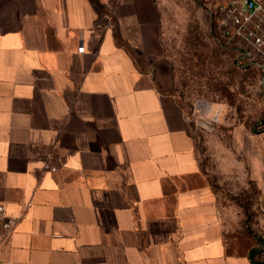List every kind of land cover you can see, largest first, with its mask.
<instances>
[{
    "label": "crops",
    "instance_id": "crops-1",
    "mask_svg": "<svg viewBox=\"0 0 264 264\" xmlns=\"http://www.w3.org/2000/svg\"><path fill=\"white\" fill-rule=\"evenodd\" d=\"M161 2L0 0V264H253L160 88Z\"/></svg>",
    "mask_w": 264,
    "mask_h": 264
},
{
    "label": "rangeland",
    "instance_id": "rangeland-1",
    "mask_svg": "<svg viewBox=\"0 0 264 264\" xmlns=\"http://www.w3.org/2000/svg\"><path fill=\"white\" fill-rule=\"evenodd\" d=\"M225 0H162L164 91L188 114L196 153L234 236L264 241V91L254 68L234 66L211 13ZM205 103L209 112L198 108ZM253 248V249H254ZM261 255L264 259V244Z\"/></svg>",
    "mask_w": 264,
    "mask_h": 264
},
{
    "label": "built area",
    "instance_id": "built-area-1",
    "mask_svg": "<svg viewBox=\"0 0 264 264\" xmlns=\"http://www.w3.org/2000/svg\"><path fill=\"white\" fill-rule=\"evenodd\" d=\"M211 15L215 19L218 42L234 52L237 68H254L258 72V84L264 91V0H225ZM77 52L82 53L83 47ZM17 221L7 216L0 204V246L8 241Z\"/></svg>",
    "mask_w": 264,
    "mask_h": 264
},
{
    "label": "trees",
    "instance_id": "trees-1",
    "mask_svg": "<svg viewBox=\"0 0 264 264\" xmlns=\"http://www.w3.org/2000/svg\"><path fill=\"white\" fill-rule=\"evenodd\" d=\"M235 56V55H234ZM235 58V57H234ZM233 63H234V66L236 67V65H235V60L233 61ZM237 68V67H236ZM239 69V68H238ZM264 244V241L263 240H261V239H258L257 241H256V247L251 251V255H250V258H251V260H252V262H253V264H264V259L263 260H259V261H255V256L256 257H258V256H260L262 253H261V250H259V249H257V248H259V246L260 245H263Z\"/></svg>",
    "mask_w": 264,
    "mask_h": 264
},
{
    "label": "bare ground",
    "instance_id": "bare-ground-1",
    "mask_svg": "<svg viewBox=\"0 0 264 264\" xmlns=\"http://www.w3.org/2000/svg\"><path fill=\"white\" fill-rule=\"evenodd\" d=\"M197 107L205 112H209L210 110L209 107L205 103H199Z\"/></svg>",
    "mask_w": 264,
    "mask_h": 264
}]
</instances>
